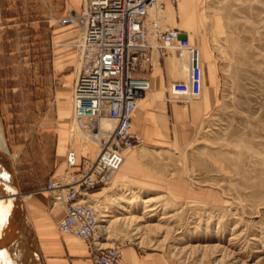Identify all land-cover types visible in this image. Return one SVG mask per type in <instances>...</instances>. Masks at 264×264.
I'll use <instances>...</instances> for the list:
<instances>
[{"label":"rangeland","instance_id":"374dc122","mask_svg":"<svg viewBox=\"0 0 264 264\" xmlns=\"http://www.w3.org/2000/svg\"><path fill=\"white\" fill-rule=\"evenodd\" d=\"M79 8L74 0H0V133L26 196L68 174L79 34L57 21ZM199 8L216 65L211 106L203 109L204 93L189 104L199 113L182 146L138 148L149 180L114 177L91 204L109 222L129 219L109 223L108 245L173 264H264V0H202Z\"/></svg>","mask_w":264,"mask_h":264},{"label":"built area","instance_id":"2783aa9c","mask_svg":"<svg viewBox=\"0 0 264 264\" xmlns=\"http://www.w3.org/2000/svg\"><path fill=\"white\" fill-rule=\"evenodd\" d=\"M181 1L82 0L80 10L57 21L60 26H75L79 34L73 119L84 136H101V141L94 158H78L71 144L68 174L49 182L41 192L49 195L51 212L63 213L58 231L85 241L94 264H123V245L106 246L107 222L92 206L90 194L110 184L124 163V152L143 142L133 131V118L150 91L148 77L154 60L175 51L189 66L184 80L167 84V102L192 103L203 93L199 51L181 30L165 23L166 4L177 6ZM104 122L114 128L102 130Z\"/></svg>","mask_w":264,"mask_h":264},{"label":"crops","instance_id":"0c3cea01","mask_svg":"<svg viewBox=\"0 0 264 264\" xmlns=\"http://www.w3.org/2000/svg\"><path fill=\"white\" fill-rule=\"evenodd\" d=\"M201 3L202 0H182L177 6L167 3L165 9L169 16L166 21L171 28L181 30L191 43L195 34L198 35L199 47L197 48L201 53L205 83L203 109L207 110L211 106L210 93L213 94L217 74L213 54L207 48L210 24L205 14L200 12ZM74 4L77 7L80 6L78 9L80 10L82 0H74ZM215 31H219L217 25H215ZM154 61V67L149 72L151 88L134 115L133 131L141 136L143 146L148 150L170 152L167 150L177 148L187 142L189 121L192 116H197L199 111L198 108L189 106V104L167 102L164 93L167 84L171 81L182 80L184 76V74L182 76V69L175 54H168ZM73 88L74 84L71 98ZM70 106L69 104L66 106L69 111L72 110ZM64 114L70 115L69 113ZM77 153L78 158L81 157L79 146H77ZM140 154L139 149L125 152L124 164L115 176L116 182L141 183L151 178L150 166L141 159ZM65 165L67 167L66 162ZM19 193L21 198L23 197L24 204L26 203L27 216L41 264H94L85 241L71 235L61 234L57 230V224L62 219L63 213L61 210L51 212L49 197L46 193L38 192L28 196L23 193L21 195L20 191ZM10 230L13 232V227L9 226L4 231L2 229V232L0 231V260L9 252L10 243L12 245V241H15L10 239L9 243ZM11 252L15 264L33 263L29 247L22 240ZM123 254V264H173L163 254L140 255L134 247L124 248Z\"/></svg>","mask_w":264,"mask_h":264},{"label":"bare ground","instance_id":"6f19581e","mask_svg":"<svg viewBox=\"0 0 264 264\" xmlns=\"http://www.w3.org/2000/svg\"><path fill=\"white\" fill-rule=\"evenodd\" d=\"M164 14H165V23L168 25L166 19L169 16H168L166 9H165ZM196 49L200 53V50L197 47H196ZM170 54H175L177 60L179 61V66L182 69V74H184L185 78H186L188 76V73H189L188 63L185 60H179L175 51L170 52ZM200 57H201V53H200ZM201 64H202V58H201ZM202 69H203V67H202ZM184 79H182V80H184ZM203 91H204V88H203ZM202 95H203V93H202ZM180 104H191V103H180ZM73 114H74V111H73ZM110 128H114V124H112L111 122H108V123L104 122V124L102 126V130H108ZM70 133L72 136V137L70 136V141H71L72 147L77 152V146H79L80 156L87 155V156L92 157V158H94L96 156V154L99 152V148H100L99 141H101L100 140L101 136L99 137V139H94V138L84 136L83 133L81 132V130H79L78 125L75 123V119H73ZM142 146H143V142L140 146H138L135 149L141 148ZM135 149H132V150H135ZM127 151H131V150H126L125 152H127ZM125 152H124V154H125ZM7 160H9V162ZM115 175L116 174H114L112 176L111 183L113 182ZM18 191H19L18 182H17V178L15 175V170L13 168V163L11 162V158H10V155L8 153L6 143H5L3 137L0 133V231H1V229L3 230L5 223L6 224L8 223L7 227H5V228H8L9 226H13L15 228V232H16V233L12 232L11 230H10L11 232L9 231V233H8L9 243H10V239L15 240V241H12V245L10 243V250L6 255H4L5 257H3L0 260V264H15L14 258H13V253L11 252V250H13L15 245H18L19 241H21V240H22V242L27 244V246L29 247L30 253L32 254V261H33L32 264H41L40 258H39V255H38V252H37V249L35 246L31 224H30L29 218L27 216L28 215L27 209L25 207L24 201H22L21 200L22 198L19 197ZM21 195H22V193H21ZM92 198L93 197H91V199ZM153 199L154 198H152V199L149 198V200L144 201V203L145 204L151 203V202H153V201H151ZM93 206H94V204H93ZM120 209L126 210V207L121 206ZM148 211L153 212V209H150ZM100 213L102 214L101 217L105 220L104 222H107V226H105V230H107L108 234H109V223L110 224L116 223V224L121 225V226H125V225L129 224V222H128L129 219L127 217H125L124 219H117L113 222H109V219L111 218V216L109 215V212L105 211L103 213L102 212H100ZM144 228H146V227H141V229H137L136 230L137 233H135V235H138L139 233H141ZM4 235L6 236L7 234L5 233ZM4 235H2V236H4ZM108 237H109V235H108ZM107 242H108V238H107ZM111 245H113V244H110V245L107 244L106 246H111ZM212 250L215 251V253H216V252H218V247L213 248ZM174 251L176 253L182 252V250H179L177 247L174 248Z\"/></svg>","mask_w":264,"mask_h":264},{"label":"water","instance_id":"95a60500","mask_svg":"<svg viewBox=\"0 0 264 264\" xmlns=\"http://www.w3.org/2000/svg\"><path fill=\"white\" fill-rule=\"evenodd\" d=\"M9 162V160H7Z\"/></svg>","mask_w":264,"mask_h":264}]
</instances>
